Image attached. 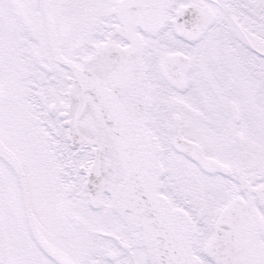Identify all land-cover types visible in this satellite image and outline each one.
I'll return each mask as SVG.
<instances>
[{
  "label": "snow or ice",
  "instance_id": "1",
  "mask_svg": "<svg viewBox=\"0 0 264 264\" xmlns=\"http://www.w3.org/2000/svg\"><path fill=\"white\" fill-rule=\"evenodd\" d=\"M0 264H264V0H0Z\"/></svg>",
  "mask_w": 264,
  "mask_h": 264
}]
</instances>
